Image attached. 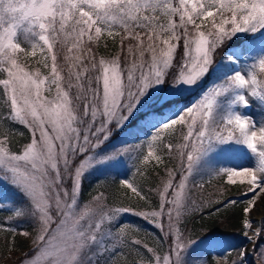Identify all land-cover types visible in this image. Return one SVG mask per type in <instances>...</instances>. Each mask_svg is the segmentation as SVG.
Wrapping results in <instances>:
<instances>
[{
    "label": "snow or ice",
    "instance_id": "1",
    "mask_svg": "<svg viewBox=\"0 0 264 264\" xmlns=\"http://www.w3.org/2000/svg\"><path fill=\"white\" fill-rule=\"evenodd\" d=\"M104 36L119 37L107 58L97 54ZM38 53L46 75L21 62ZM0 85V232L9 252L29 245L14 264H245L246 247L231 261L230 250L200 251L212 237L193 235L188 217L208 205H219L211 215L231 208L235 220L243 204L242 236L264 240V123L237 110L264 107V0H0ZM225 145L246 147L255 167L217 168ZM164 157L174 166L153 205L135 176ZM121 164L133 179L110 194L93 186L86 200L85 182L114 181ZM198 174L247 187L198 203ZM128 216L159 230L163 252L130 239L142 229Z\"/></svg>",
    "mask_w": 264,
    "mask_h": 264
},
{
    "label": "trees",
    "instance_id": "2",
    "mask_svg": "<svg viewBox=\"0 0 264 264\" xmlns=\"http://www.w3.org/2000/svg\"><path fill=\"white\" fill-rule=\"evenodd\" d=\"M248 39L249 37H244ZM243 37H239V39L244 40ZM23 43V42H22ZM26 46V45H25ZM227 45H225L224 49H221V53H225L227 50ZM119 50V37L115 38V42L112 38H108L104 36L101 38L100 44L97 48L98 56L103 55L106 58L114 54ZM23 54H21L22 56ZM39 60V53L36 58L27 57L26 59H22V63L28 65L29 69H39L42 73L44 70L48 71L43 67L42 64L38 63ZM0 89H2V85H0ZM2 95V93H0ZM0 105H3V100L0 99ZM6 109L0 108V111H4ZM15 129L18 131H26L21 125H16ZM23 137H15L13 140V144L16 145L18 143L23 142ZM173 142H175V138H173ZM162 154V151L160 152ZM173 162H170L167 157H164L162 163H150L146 166L143 175L140 176L139 180L137 181L138 185L141 189H143L144 195L151 199L152 204L155 205L157 202V196L155 193V189L159 186L160 178L163 177L166 179V172L165 168L173 167ZM87 182V181H86ZM85 182V188L87 194L88 191H91L93 186L99 190L103 191V182L100 183L99 186L94 185L92 181L90 183ZM119 180L116 178L114 181L112 179L105 180V192L110 194L116 188ZM203 188L195 187L194 185H190L192 189L193 198L197 200L198 203H205L207 201L220 199L225 200L227 198H240L241 192L247 185H228L227 182L223 181V178H211L209 181L203 183ZM100 186L102 189H99ZM123 191V190H121ZM221 191H223V195H221ZM130 194V193H129ZM131 195V194H130ZM137 198H132V203L136 204ZM140 207L144 210H151L149 205H146L145 202L140 201ZM215 207H219V205H208L203 208L202 212H195L191 216L188 217V222L190 231L193 235H203L211 236V237H224L227 238V241L230 243V247L228 248V260H234L238 256V247H245L247 244V239L242 236V228L241 224L239 223V213L240 209L244 207L243 204L239 205V208H236V216L237 219L233 220L232 218V209H224L221 212L215 213V215H211L210 213ZM8 215L6 211H0V221H3L5 217ZM128 221L133 224L139 225L142 229L140 232L131 231L130 239H140L142 244H147L150 247H154L157 249L158 252H163V249L157 243V237L162 235L158 229H155L152 224H149L146 221L134 216L125 217ZM222 221H228L226 224H222ZM214 234V235H213ZM5 238L10 239V234L5 232H0V264L2 260L8 255V247L5 244ZM17 241H20V237L16 238ZM203 239V237H202ZM263 241V240H262ZM260 241L258 240L253 248V252L255 253V258H258V251H259ZM235 247V248H233ZM233 248V249H232ZM16 249H28L29 245L25 242H21L20 246ZM232 249V250H231ZM209 256H211L212 252L208 251ZM124 257L120 258L121 264H123ZM211 260V257H209Z\"/></svg>",
    "mask_w": 264,
    "mask_h": 264
},
{
    "label": "rangeland",
    "instance_id": "3",
    "mask_svg": "<svg viewBox=\"0 0 264 264\" xmlns=\"http://www.w3.org/2000/svg\"><path fill=\"white\" fill-rule=\"evenodd\" d=\"M242 36H247L250 34H241ZM258 35V34H257ZM23 42V41H21ZM227 51V50H226ZM225 51V52H226ZM224 53H221V50L219 51V53L216 55L215 59L216 62L219 63L220 60L223 58ZM30 71H35V69H29ZM228 69H225V71H227ZM48 71H43L41 74L42 75H46ZM217 79V77H213V81H215ZM200 92V89H197V91L195 93H193L190 97H188V100H194L197 96V93ZM243 113H245L247 116H250L254 121L257 122V125L259 126L260 123H264V107H262L258 102L256 101H251V106L248 109H243V108H239L237 109ZM129 137L125 136L122 137L121 140L124 139H128ZM119 143V142H118ZM144 150L146 151V145ZM162 150L157 149V154H160ZM215 166L217 168L221 167V168H243V167H248V168H252L255 167L256 165V157L253 156L249 150L241 145H225L223 146L222 150L219 151L218 153L213 155V161H212ZM153 163H156L155 161H153ZM148 166V165H147ZM146 168V166H145ZM144 168V170H145ZM134 169L130 168V167H126L124 164H121L119 166H117L116 168L113 169L112 171V176L115 177V179L117 178L118 180L120 179H133V173H134ZM144 172V171H143ZM141 175L137 174L135 176V182L137 183V181L139 180ZM211 178H217V179H221L223 178L224 182H227V177L224 174H221L219 176H209V175H196L194 177L195 182L198 183H204L209 181ZM191 179V178H190ZM113 180V179H112ZM92 181V183L94 182V185L99 186L100 183L103 182V191H105L104 187H105V180L101 179V181L99 183H97L96 178L95 177H90L86 183H90ZM240 184L239 180H237V183L234 185ZM2 187V186H0ZM3 191H4V195L6 197H10L12 195H14L13 193H10L7 186H3ZM99 189H102V187L100 186ZM99 191V190H97ZM106 193V192H105ZM108 194V193H106ZM90 197H88L87 194H85V199H89ZM215 241H222L223 244H215ZM260 244H264V240L260 242ZM249 242L247 241V244L245 247H248ZM255 244H253V248H254ZM260 246V245H259ZM230 247V243L227 241V238L224 237H212L211 240H208L205 242V244L203 245V247L200 249V251H206L208 253V251L210 250L215 254H223V252L225 250H228V248ZM252 248V249H253ZM28 249H16L15 251L9 252L8 255L2 260L1 264H14L15 261H17L25 252H27ZM252 258H253V262L254 264H257V260L258 258H255V253L252 250ZM245 264H248V261L245 260Z\"/></svg>",
    "mask_w": 264,
    "mask_h": 264
},
{
    "label": "water",
    "instance_id": "4",
    "mask_svg": "<svg viewBox=\"0 0 264 264\" xmlns=\"http://www.w3.org/2000/svg\"><path fill=\"white\" fill-rule=\"evenodd\" d=\"M254 219L259 220V216L254 217ZM252 246H253V244L249 242L248 247H246L248 249V253H247V256H246L245 259L248 261V264H254L253 258H252V255H251V253H252V250H251L252 249Z\"/></svg>",
    "mask_w": 264,
    "mask_h": 264
},
{
    "label": "bare ground",
    "instance_id": "5",
    "mask_svg": "<svg viewBox=\"0 0 264 264\" xmlns=\"http://www.w3.org/2000/svg\"><path fill=\"white\" fill-rule=\"evenodd\" d=\"M257 216H258V214H257Z\"/></svg>",
    "mask_w": 264,
    "mask_h": 264
}]
</instances>
